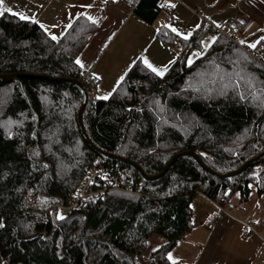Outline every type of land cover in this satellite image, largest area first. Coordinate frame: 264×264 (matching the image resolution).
Instances as JSON below:
<instances>
[{
    "label": "trees",
    "instance_id": "obj_1",
    "mask_svg": "<svg viewBox=\"0 0 264 264\" xmlns=\"http://www.w3.org/2000/svg\"><path fill=\"white\" fill-rule=\"evenodd\" d=\"M161 2L133 0L134 11L151 23ZM96 29L78 17L54 40L35 21L0 12V74L15 75L0 80L1 264H172L169 252L192 230L196 194L219 206L236 192L245 204L250 185L264 194L261 61L205 24L187 39L161 28L163 41L180 44L164 75L137 59L107 99L97 98L95 79H82L76 63ZM208 32L213 40L189 63ZM76 80L88 95L82 113L88 138L136 167L100 156L85 141ZM183 151L214 174L184 154L162 176L147 178ZM99 158L125 169L129 182L142 183L141 193L110 191L61 219L52 206L69 202ZM246 162L241 173L217 177ZM154 235L164 241L144 257Z\"/></svg>",
    "mask_w": 264,
    "mask_h": 264
},
{
    "label": "crops",
    "instance_id": "obj_2",
    "mask_svg": "<svg viewBox=\"0 0 264 264\" xmlns=\"http://www.w3.org/2000/svg\"><path fill=\"white\" fill-rule=\"evenodd\" d=\"M161 1L158 14L151 23L135 13L133 0H2L0 12L18 17L22 13L27 20L43 25L42 29L51 38L55 36V40L76 18L92 17L97 29L77 59L83 65L82 71L95 79L93 96L97 98L108 97L137 59L148 67L144 62L147 59L161 70L172 64L180 44L177 40L163 41L157 35L161 28L185 38L205 24L218 34L216 27L239 13L252 21V25L244 35H239L245 38L243 43H236L249 47L260 42L264 47V39H261L264 37V0ZM163 5L168 8L163 9ZM214 36L208 32L202 46L208 37L210 44ZM261 47L253 49L262 50ZM198 196L206 203V220L200 232L193 225L186 237L170 251L178 250L173 258L176 264H260L259 255L264 249V194L258 195L255 187L250 185L245 204L239 205V193L236 192L223 206L202 194H196L193 201ZM248 218L254 220L253 230L247 229ZM212 219V227L207 228Z\"/></svg>",
    "mask_w": 264,
    "mask_h": 264
},
{
    "label": "built area",
    "instance_id": "obj_3",
    "mask_svg": "<svg viewBox=\"0 0 264 264\" xmlns=\"http://www.w3.org/2000/svg\"><path fill=\"white\" fill-rule=\"evenodd\" d=\"M167 9V5L162 6ZM252 25L246 16L236 14L224 21L222 26L216 27L218 33L224 34L235 42L237 36L244 35ZM248 54L264 64V50L253 49L245 45H240ZM177 49L180 46L177 45ZM87 72H83L82 79H85ZM142 183L133 184L126 177L125 169L107 162L104 158H99L94 165L89 167L83 178L77 185L71 199L67 204H55L52 210L57 211L61 216L69 215L74 211L84 208L89 202L102 198L107 192L122 191L128 193L140 194ZM227 189L224 190L226 192ZM214 219L208 224L207 228H211ZM254 220L248 218L246 220L247 229L253 230Z\"/></svg>",
    "mask_w": 264,
    "mask_h": 264
},
{
    "label": "water",
    "instance_id": "obj_4",
    "mask_svg": "<svg viewBox=\"0 0 264 264\" xmlns=\"http://www.w3.org/2000/svg\"><path fill=\"white\" fill-rule=\"evenodd\" d=\"M13 76L15 75H5V74H0V80H11L13 78ZM49 79H52V80H59V78H52V77H48ZM81 88L82 90V93H83V96H82V102H81V106L79 108V111H78V124H79V128H80V131L85 139V141L88 143V145L90 147H92L100 156L106 158V159H111V160H114V161H120V162H125V163H128L130 165H133L136 167V165L129 161V160H126L124 158H121L119 156H116L114 154H110V153H106L104 151H101L99 148H97L92 142L91 140L88 138L86 132H85V129H84V126H83V123H82V113H83V110H84V107L86 105V102H87V91L85 89V86L80 82V81H75ZM184 154H189L191 156H193L197 161L198 163L201 165L202 168H204L207 172L209 173H212L214 174L213 171H211L209 168H207L203 162L201 161V159L193 152L191 151H183V152H179V153H176L170 160L169 162L166 164V166L164 167V169L156 174L155 176H152V177H147L148 179H155V178H158L160 176H162L166 171L167 169L169 168V166L173 163V161L179 157V156H182ZM250 164V162H246L244 163L241 167H239L238 169L234 170V171H231L225 175H217V177L219 178H228V177H231V176H234L236 174H239L241 173L248 165ZM137 169L139 170V168L137 167ZM143 175V174H142ZM144 176V175H143ZM145 177V176H144Z\"/></svg>",
    "mask_w": 264,
    "mask_h": 264
},
{
    "label": "rangeland",
    "instance_id": "obj_5",
    "mask_svg": "<svg viewBox=\"0 0 264 264\" xmlns=\"http://www.w3.org/2000/svg\"><path fill=\"white\" fill-rule=\"evenodd\" d=\"M244 39L237 36L235 38V42L240 43ZM210 40H209V37H208V39H205L203 46H202V50H197V49L193 50L190 53V55L188 56V61H192L196 57H198L200 54H202L204 52V50L206 49L207 45L209 44ZM203 201H204V199L201 198L200 196H198L192 203V209H193L192 223H193L195 229L197 231L199 230V232L203 228L205 220H206L205 211H206L207 206H206V203ZM163 241H164V239L161 236L154 235L147 243L146 250L144 252V257H146V255L150 252V250L158 247ZM177 252H178V250H174V251L170 252L172 254L173 258H175ZM259 260H260V264H264V249L260 252ZM1 263H2V259L0 257V264Z\"/></svg>",
    "mask_w": 264,
    "mask_h": 264
},
{
    "label": "snow or ice",
    "instance_id": "obj_6",
    "mask_svg": "<svg viewBox=\"0 0 264 264\" xmlns=\"http://www.w3.org/2000/svg\"><path fill=\"white\" fill-rule=\"evenodd\" d=\"M0 3H2V0H0ZM171 6L174 7V5H171ZM6 10H7V11H11V9H6ZM18 15H20V18H21V19H26V17H25L22 13H20V14H18ZM88 19L91 20L93 23H96V21H95L92 17H88ZM41 26L43 27V25H41ZM172 30H173L174 32H177L178 35L180 34L175 28H173ZM52 39L55 40L56 37L53 36ZM185 39H187V36H185ZM261 39H264V37H262ZM241 43H243V41H241ZM249 47L255 48L256 45H255V44H250ZM144 62H145V64H146V65H147V66H148L153 72H155L157 75L162 76V75H164V73L167 71V67H166V66L164 67L163 70H161V69H158V68L154 67L152 64H150V63L147 61V59H145ZM76 63H77V64H80L81 67H83V65L81 64V61H80L79 59L76 60ZM189 63H191V61H189ZM122 79H123V76L121 77V80H122ZM240 79H244V77H240ZM247 83L251 84V80H248ZM227 87H228V85L225 84V85H224V88L227 89ZM236 87H239V84H237ZM103 98H104V99H107L108 97H107V96H104ZM244 98H245V97L243 96V94H241V99H244ZM60 218L63 219L62 216H61ZM0 227H3V224H2V223H0ZM168 258H169V260H172V264H176V261L173 259L171 253H169Z\"/></svg>",
    "mask_w": 264,
    "mask_h": 264
}]
</instances>
